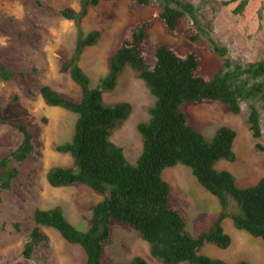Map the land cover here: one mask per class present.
<instances>
[{
  "label": "trees",
  "instance_id": "1",
  "mask_svg": "<svg viewBox=\"0 0 264 264\" xmlns=\"http://www.w3.org/2000/svg\"><path fill=\"white\" fill-rule=\"evenodd\" d=\"M132 1L138 5L156 4L158 9L129 27L109 57L107 75L96 87L79 63L84 50L96 45L101 33H84L81 26L90 8L101 0H81L79 10H60L79 29L74 52L61 70L68 72L80 87L82 98L68 97L50 85L40 89L47 105L78 114L72 139L56 146L58 152L71 156L73 164L52 166L46 177L52 187L86 185L103 199L91 208L88 230L72 224L61 206L35 211V227L27 236L23 255L33 257L35 248L46 239L41 229L45 226L58 230L68 243L81 246L86 253L85 264H150L141 256L129 262H104L112 226L118 223L134 228L149 244L152 256L163 264H249L244 260L228 263L205 255L202 250L207 243L222 249L231 245L232 238L224 229L227 218L233 220L237 229L264 240V176L252 186L240 187L232 172L218 170L216 164L220 160H237V133L224 126L212 138L206 137L191 123L186 106L220 101L239 114L245 102L254 138L264 137V59L235 60L213 36V19L222 7L238 2L234 12L242 14L250 0H200L198 4L189 0ZM156 20H161L168 32L182 34L192 42L208 39L224 63L212 75H202L200 53H182L175 46L151 42L149 30ZM127 67L135 70L155 97L149 108L150 119L137 126L142 152L134 164L112 139L130 118L133 105L128 101L107 104L104 99V92L116 88ZM0 80L22 84L26 72L0 64ZM18 128L22 133L18 146L7 154L0 153L3 191L14 189L22 167L35 151V131L25 124H18ZM257 147L263 149L259 142ZM179 164L189 167L198 183L221 205L213 225L198 235L188 231L184 215L173 202V186L162 175L166 168Z\"/></svg>",
  "mask_w": 264,
  "mask_h": 264
},
{
  "label": "rangeland",
  "instance_id": "2",
  "mask_svg": "<svg viewBox=\"0 0 264 264\" xmlns=\"http://www.w3.org/2000/svg\"><path fill=\"white\" fill-rule=\"evenodd\" d=\"M80 1L0 0V64L26 72L22 84L0 80V153L7 154L18 146L22 136L18 124L35 131V151L22 167L14 189L0 190V264L86 263L81 246L68 243L58 230L45 226L41 229L46 239L35 248L33 257L23 255L27 236L35 227L32 218L35 211L61 206L72 224L88 230L91 208L103 199L86 185L52 187L46 177L52 166L73 164L71 156L58 152L56 146L72 139L78 114L47 105L40 89L50 85L68 97L82 98L80 87L68 72L61 70L63 62L74 52L79 29L60 10L66 7L79 10ZM189 1L198 4L200 0ZM237 4L222 7L216 13L213 36L235 60L264 59V0H250L242 14L234 12ZM157 9L156 4L138 5L132 0H101L98 6L90 8L82 30L84 33L99 30L101 37L96 45L84 50L79 64L90 76L92 86L96 87L107 75L109 57L129 27L147 19ZM149 36L153 44L175 46L182 53L188 50L200 53L202 75H212L224 63L208 39L192 42L182 34H172L161 20L154 22ZM104 99L107 104L128 101L133 105L130 118L114 132L112 139L124 148L127 160L134 164L142 152L137 126L150 119L149 108L155 97L135 70L127 67L116 88L104 92ZM241 106L242 112L235 114L220 101L190 103L186 112L193 126L208 138L224 126L235 130L237 160H220L216 168L232 172L240 187H248L264 176V137L254 138L247 122L248 105L242 102ZM258 142L263 149L257 147ZM162 175L173 186V202L184 215L188 231L198 235L210 228L221 207L218 199L198 183L191 169L179 164L166 168ZM235 209L233 204L232 210ZM224 229L232 238L231 245L222 249L207 243L202 250L205 255L228 263L245 260L249 264H264L263 239L237 229L231 218L224 221ZM136 256L150 264H163L152 256L149 244L134 228L114 223L111 241L105 246L104 262H129Z\"/></svg>",
  "mask_w": 264,
  "mask_h": 264
},
{
  "label": "clouds",
  "instance_id": "3",
  "mask_svg": "<svg viewBox=\"0 0 264 264\" xmlns=\"http://www.w3.org/2000/svg\"><path fill=\"white\" fill-rule=\"evenodd\" d=\"M211 194V193H210ZM215 197V196H214ZM220 204V203H219ZM220 207H221V205H220ZM245 261V260H244ZM248 262V261H247ZM249 263V262H248Z\"/></svg>",
  "mask_w": 264,
  "mask_h": 264
}]
</instances>
